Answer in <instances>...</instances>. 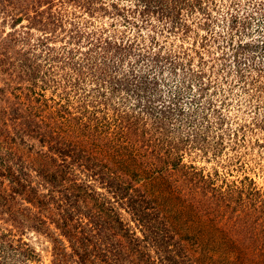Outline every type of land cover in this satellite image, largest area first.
<instances>
[{"label": "trees", "instance_id": "1", "mask_svg": "<svg viewBox=\"0 0 264 264\" xmlns=\"http://www.w3.org/2000/svg\"><path fill=\"white\" fill-rule=\"evenodd\" d=\"M119 1L111 8L124 30L106 36L66 11L68 5L92 17L104 11L98 0H0L1 25L11 29L0 34V264L36 261L28 233L50 241V264H264L259 189L244 177L248 213L232 222L216 211L211 219L208 194L218 191V174L184 164L176 140L178 89L196 86L204 95L212 81H204L202 67L186 68L183 53L161 56L154 38L149 46L139 39L153 17L175 34L182 11L193 12L202 0H135L133 11L131 0L121 7ZM65 24L67 43L85 42V54L75 47L58 56L47 46ZM133 29L131 39L126 31ZM78 53L83 58L75 59ZM165 69L170 76L180 70L181 80L165 79ZM86 81L94 92L84 90ZM161 86L170 89L167 99ZM47 88L58 101L45 98ZM120 91L149 99L138 100L132 116L109 115L108 102ZM185 122L182 140L189 141L194 131Z\"/></svg>", "mask_w": 264, "mask_h": 264}, {"label": "rangeland", "instance_id": "2", "mask_svg": "<svg viewBox=\"0 0 264 264\" xmlns=\"http://www.w3.org/2000/svg\"><path fill=\"white\" fill-rule=\"evenodd\" d=\"M117 1L98 0L97 6H104V11L96 12L92 17L83 10L65 6L67 13L75 14L78 21L90 22L92 25L89 30L103 28L106 29L107 36L124 30L120 20L113 16L115 10L111 8ZM118 5L128 6V3L121 0ZM135 8L136 2L131 0V11ZM207 16L210 20H207ZM180 18V29L173 34L166 32L170 27L169 23L158 22L153 17L152 24L138 33L139 39L144 40V46H149V41L154 38L158 46L152 45L153 51L161 48V56H165L169 50L183 53L181 62L188 64L186 68L189 66L197 70L202 67L206 74L204 81L207 78L212 81L213 88L205 91L204 95L198 92L196 86L178 89L181 94L179 105L183 108V113L178 119L182 121L176 130V140L182 141L179 148L184 164L193 165L204 175L214 178L218 174V180L212 189L218 190L221 195L218 191L208 194L207 207L213 210L211 219L215 217L216 211L221 214L224 210V221H232L236 214L240 216L248 213L245 193L248 183L241 182L244 177L259 189L262 194L259 205H264V0H202L201 5L193 12L183 10ZM3 26L0 22V34L11 30L9 26ZM70 27L65 24L63 31L57 30V38L48 41L47 46L55 55L60 56L63 48L80 47L79 53L87 52L89 46L85 42L75 46L67 43L68 37L64 35H67ZM185 27L187 30L184 33L185 30L182 31L181 28ZM134 30L126 31L131 39L135 35ZM31 34L34 41L38 33L32 30ZM15 48H19V45ZM79 53L75 59L83 58ZM40 63V70L44 72V62ZM110 65L115 66L114 61ZM119 66L126 68L127 62ZM62 72L66 73L68 69L59 71L58 76ZM182 75L180 70L175 75H167L165 69L163 76L165 79L171 77L172 81H180ZM0 87H3L2 76ZM94 88L95 85L86 81L84 90L87 93L94 92ZM160 89L162 99H167L170 96L169 87L161 86ZM44 92L46 99L59 100V94L53 88H47ZM128 94L120 91L111 97L107 107L109 115L117 113L132 116L134 111H138V100L149 99V93L143 97L142 93L136 91ZM156 98L158 97L153 96V99ZM2 105L3 101L0 100V107ZM183 122H191V131H194L191 132L193 138L189 141L182 140L188 131ZM148 123L147 121L146 126ZM228 190H233L234 193L231 194ZM121 213L124 221L129 223L127 213ZM218 219L215 218L217 222ZM259 223L261 222H256ZM23 237L37 256L35 262L27 264L51 263V244L46 237L34 233ZM12 262L18 264L17 259Z\"/></svg>", "mask_w": 264, "mask_h": 264}]
</instances>
